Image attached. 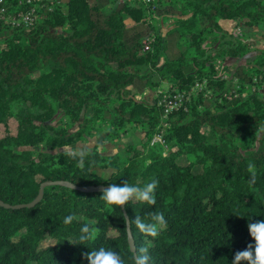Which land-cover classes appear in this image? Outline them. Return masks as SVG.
<instances>
[{"label": "trees", "instance_id": "trees-1", "mask_svg": "<svg viewBox=\"0 0 264 264\" xmlns=\"http://www.w3.org/2000/svg\"><path fill=\"white\" fill-rule=\"evenodd\" d=\"M57 1L52 11L38 7L29 28L0 20V202L9 206H0V264H87L85 254L101 247L124 264H140L137 257L143 264H232L251 241L250 219L264 220V90H251L254 78L264 83V54L254 69L238 66L239 86H230L222 62L244 58L251 47L244 32L229 34L221 22L263 24L264 0ZM1 9L26 7L0 0ZM153 16L173 26L145 51L143 42L156 34ZM162 83L186 95L166 117L157 105L162 95L144 100ZM56 116L64 123L53 126ZM108 121L112 135L134 128L141 140L122 153L94 147L83 168L74 151L55 153ZM160 133L164 146L151 143ZM152 179L155 204L133 200L109 212L99 198L109 183ZM44 182L60 185L45 187L32 208H10L34 201ZM153 213L166 221L156 236L135 223ZM67 215L72 222L64 223ZM86 224L93 235L79 241Z\"/></svg>", "mask_w": 264, "mask_h": 264}, {"label": "clouds", "instance_id": "clouds-1", "mask_svg": "<svg viewBox=\"0 0 264 264\" xmlns=\"http://www.w3.org/2000/svg\"><path fill=\"white\" fill-rule=\"evenodd\" d=\"M74 158L79 157L78 165L83 168L85 165L83 152L70 153ZM158 181L152 179L150 182L143 186L129 184L127 181L121 183H109L105 187L100 200L103 201L105 209L109 212L120 211L123 212L121 206L125 208L127 205L135 200L141 203L147 202L148 204H155L156 194L155 189ZM127 219V217H125ZM74 219V215H67L64 217V223H70ZM135 223L138 229L151 236L158 235L160 229L165 225L166 221L163 213L151 214V220L146 222L139 217H135ZM248 231L251 237L249 245L235 253L232 264H264V220H251L248 223ZM93 233L90 232L89 226L86 224L81 229L79 241H85L91 238ZM73 243L82 244L76 240ZM87 264H124L120 255L103 247L89 251L86 254ZM140 264H143V259L137 257Z\"/></svg>", "mask_w": 264, "mask_h": 264}, {"label": "rangeland", "instance_id": "rangeland-1", "mask_svg": "<svg viewBox=\"0 0 264 264\" xmlns=\"http://www.w3.org/2000/svg\"><path fill=\"white\" fill-rule=\"evenodd\" d=\"M151 23L157 28L156 34L155 35L152 34V37L156 38V36H161L162 39H164L166 36L165 34L170 29H172L173 19L168 18V19L164 20L163 18H158L156 16H153L151 19ZM239 33H241V32H239ZM7 34L8 33L5 32L2 34V36L7 35ZM229 34H231V33L229 32ZM245 34L246 35L248 34L247 35V41L249 43V46L252 49L244 57L241 65H235L232 68V72H229L231 70L229 69L228 66H225V68L226 69L228 68V70L223 71V74H222L223 77L226 76L224 80H226L228 82L230 81L229 82L230 86H232L234 88H238V86H239V83H238L239 78H237V80H236L235 77H233V74L236 73L235 69H237L238 66H240L239 68L242 67L244 72H246L250 69H254L255 68L254 61H255L256 57L260 53L264 54V26L260 27V31H258V32H246ZM161 62L162 61H160L159 64H161ZM220 67H221V65H220ZM220 67H219V69H220ZM226 71H228V72H226ZM251 76H252V74H251ZM230 88L231 87H229L225 91L221 92L220 96H219V94L213 95L211 97L212 102H214L217 98L220 99V98L227 96L229 94V92L231 91ZM197 90H200V89H197ZM169 91H170V89L168 87V84L162 83L156 91H153L151 97H148L146 101L152 102L158 95L163 96L165 94H168ZM261 92H264V91H261ZM197 93L198 92H196V91L194 92V94H197ZM209 96H210V92H206L205 98H208ZM261 96L264 99V93ZM63 123H64V121H61V117L56 116L51 124L53 126H59ZM76 129H77V127H75V126L70 128L69 133L76 131ZM99 129H100L99 132L95 136H93L91 138H87L82 143H77V144H74L72 146L65 147L63 149H58L55 151V153H59L61 151H74V152L86 153V152L91 151L94 147H97L100 150V152L105 154V155L114 154V153H122L127 145H130V144L131 145H137L142 138V137H140V136H142L141 135L142 132L139 129H134V128H127V131L125 133H123L121 130H119V131H116V134L112 135L114 133V131L112 130V127L110 126V121H108L106 123H102L100 125ZM36 150L48 151V148L45 146H40V147L36 148ZM183 160H185V158H181L179 161H183ZM196 170L200 171L199 168H196Z\"/></svg>", "mask_w": 264, "mask_h": 264}, {"label": "built area", "instance_id": "built-area-1", "mask_svg": "<svg viewBox=\"0 0 264 264\" xmlns=\"http://www.w3.org/2000/svg\"><path fill=\"white\" fill-rule=\"evenodd\" d=\"M153 0H119L120 3H140L143 5H148L152 3ZM26 9L19 11L15 14H7L4 9L0 10V20L4 25L12 29L17 28H29L32 26L37 18V8L45 6L46 10L52 11V6L58 3L57 0H22ZM154 38L149 36L143 42V50H148L150 45L153 43ZM225 79V77H223ZM260 78L253 79L252 91L256 92V86L258 85L260 90H264V83H260ZM259 82V83H258ZM200 89L199 84H195L194 90ZM230 98V97H228ZM186 95L184 93H168L162 96V98L157 102V105L162 108L163 117H166L173 110H177L183 105ZM152 144H161L164 146V140L162 134H156L151 141Z\"/></svg>", "mask_w": 264, "mask_h": 264}, {"label": "crops", "instance_id": "crops-1", "mask_svg": "<svg viewBox=\"0 0 264 264\" xmlns=\"http://www.w3.org/2000/svg\"><path fill=\"white\" fill-rule=\"evenodd\" d=\"M62 1V0H61ZM64 2L65 1H67V0H63ZM62 1V2H63ZM262 26H264V23L263 24H259V25H257V26H254L253 28H249V27H245V26H243V25H241V24H238V23H236V22H234V21H227V20H225V21H222L221 22V27L223 28V29H225V30H227L228 31V33L230 32V33H239V32H243L244 31V33H246V32H258V31H260V27H262ZM251 29V30H250ZM248 35V34H247ZM252 49V48H251ZM243 59L244 58H241V59H226L224 62H222L223 64H224V66H228L229 67V69L231 70V71H229V72H232V68L235 66V65H241V63L243 62ZM162 63V62H161ZM220 63V62H219ZM219 65H221V64H219ZM225 70H228V68L227 69H225ZM226 72H228V71H226ZM226 77V76H225ZM152 93L153 92H149L145 97H144V100L146 101L147 100V98L148 97H151V95H152ZM153 97V96H152ZM141 135H143V134H141ZM140 137H142V136H140Z\"/></svg>", "mask_w": 264, "mask_h": 264}, {"label": "water", "instance_id": "water-1", "mask_svg": "<svg viewBox=\"0 0 264 264\" xmlns=\"http://www.w3.org/2000/svg\"><path fill=\"white\" fill-rule=\"evenodd\" d=\"M58 184L60 185V183L44 182V183H42L40 185L38 195H37V197L35 198L34 201H32L31 203L26 204V205H20V206H15V207H10V208H12V209H20V208H27L28 209V208H32V207H34L35 205H37L41 201L42 196H43V190H44L45 187H48V186H51V185H58ZM67 186L71 187L69 185H67ZM0 206H2L4 208H9L8 205L3 204L2 202H0ZM130 244L132 246V243H130Z\"/></svg>", "mask_w": 264, "mask_h": 264}]
</instances>
